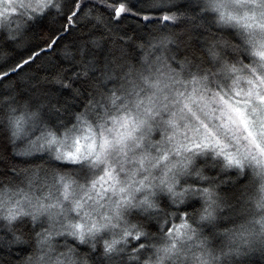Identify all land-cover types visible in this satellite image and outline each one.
<instances>
[{
	"label": "snow or ice",
	"instance_id": "snow-or-ice-1",
	"mask_svg": "<svg viewBox=\"0 0 264 264\" xmlns=\"http://www.w3.org/2000/svg\"><path fill=\"white\" fill-rule=\"evenodd\" d=\"M0 90L17 264L264 257V0H0Z\"/></svg>",
	"mask_w": 264,
	"mask_h": 264
},
{
	"label": "trees",
	"instance_id": "trees-1",
	"mask_svg": "<svg viewBox=\"0 0 264 264\" xmlns=\"http://www.w3.org/2000/svg\"><path fill=\"white\" fill-rule=\"evenodd\" d=\"M57 27L59 25H56ZM34 31H40V26H37ZM79 37V34H74L71 36H67L64 41L61 42V47L64 43L72 44L75 40H77ZM58 55V53L53 54L52 56L45 57V60H53L55 62V57ZM41 63V62H38ZM35 68V66H33ZM2 91V90H0ZM18 144L22 147L23 143L18 141ZM5 149H7L9 152H11V145L8 143L4 129L2 126H0V152H3ZM2 170V169H0ZM222 223L226 227H233V224L229 222L228 220L222 221ZM9 239V235L6 233V230L3 228H0V259H11L12 264H17V261L22 258L23 256L28 255L31 252V247L28 245H21V246H13V251L11 254V257L8 255V248L6 247V241ZM23 248L24 251H20V249ZM248 261L250 264H264V257L261 256L259 251L251 254L248 258Z\"/></svg>",
	"mask_w": 264,
	"mask_h": 264
}]
</instances>
